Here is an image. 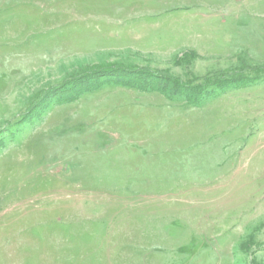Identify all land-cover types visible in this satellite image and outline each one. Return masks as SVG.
<instances>
[{
    "label": "rangeland",
    "instance_id": "rangeland-1",
    "mask_svg": "<svg viewBox=\"0 0 264 264\" xmlns=\"http://www.w3.org/2000/svg\"><path fill=\"white\" fill-rule=\"evenodd\" d=\"M0 264H264V0H0Z\"/></svg>",
    "mask_w": 264,
    "mask_h": 264
},
{
    "label": "trees",
    "instance_id": "trees-1",
    "mask_svg": "<svg viewBox=\"0 0 264 264\" xmlns=\"http://www.w3.org/2000/svg\"><path fill=\"white\" fill-rule=\"evenodd\" d=\"M101 72V71H100ZM104 72H106V71H102L101 73H104ZM98 73V72H97ZM92 75H94V74H92ZM148 75V74H147ZM140 78L138 79V84H139V87L140 88H142V90H151V89H153V90H156L157 91V89H159L160 91H166L167 89L164 87V83L163 84H159V88L158 87H155L154 85H152V84H150V78H149V76H147L148 77V79L147 78H144L143 76H139ZM150 77H152V76H150ZM154 77V76H153ZM88 78L90 79V77L88 76ZM155 78V77H154ZM154 78H152V80H151V82L154 80ZM77 79H79L78 77H77ZM77 79H75L76 81H77ZM74 80V81H75ZM168 95V94H167ZM168 96H170V95H168ZM171 98H172V96H170ZM195 103H197V101L195 102Z\"/></svg>",
    "mask_w": 264,
    "mask_h": 264
}]
</instances>
